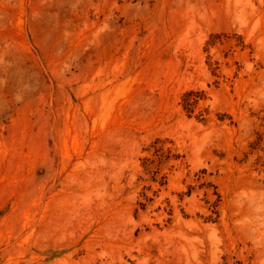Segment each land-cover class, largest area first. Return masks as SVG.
Wrapping results in <instances>:
<instances>
[{"label": "rangeland", "instance_id": "rangeland-1", "mask_svg": "<svg viewBox=\"0 0 264 264\" xmlns=\"http://www.w3.org/2000/svg\"><path fill=\"white\" fill-rule=\"evenodd\" d=\"M0 264H264V0H0Z\"/></svg>", "mask_w": 264, "mask_h": 264}]
</instances>
